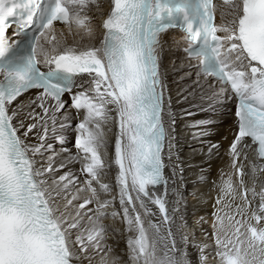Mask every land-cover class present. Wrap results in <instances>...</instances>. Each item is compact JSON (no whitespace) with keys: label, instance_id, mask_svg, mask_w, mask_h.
Returning a JSON list of instances; mask_svg holds the SVG:
<instances>
[{"label":"snow or ice","instance_id":"1","mask_svg":"<svg viewBox=\"0 0 264 264\" xmlns=\"http://www.w3.org/2000/svg\"><path fill=\"white\" fill-rule=\"evenodd\" d=\"M175 29L188 115L210 114L189 126L235 117L199 236L173 159ZM0 264H264V0H0Z\"/></svg>","mask_w":264,"mask_h":264},{"label":"bare ground","instance_id":"2","mask_svg":"<svg viewBox=\"0 0 264 264\" xmlns=\"http://www.w3.org/2000/svg\"><path fill=\"white\" fill-rule=\"evenodd\" d=\"M183 47L186 46L180 35L174 33V35L167 37L163 54V67L166 71V83L172 101V111L176 116L173 159L183 169L184 187L182 191L185 196V205L182 207L186 208L185 216L188 224L194 227L197 236H199L201 229L199 225L195 224V221L200 216H208L212 211L210 197L215 195L211 190L212 181L217 179L219 170L225 167L227 159L225 150L228 147L229 140L224 139V137L229 136V139H231L229 129L232 127L235 118L233 112L226 111L222 116L216 118L217 126L212 128L208 134L202 136L196 134L200 131L199 128L189 126L191 121L206 118L210 114L188 115L189 110L192 112L197 111L191 108V104L187 102L191 101L192 97L188 96L187 101L185 99L188 91L194 86L196 76L193 67L182 52ZM28 95H31V93L25 96ZM67 135L71 143H74V134L68 133ZM210 143H218L220 148L209 158L208 148ZM55 146L59 149L58 143H55ZM72 151L74 152L75 149L73 148ZM165 161L167 162L166 150ZM72 167L73 171L78 173L79 164ZM202 168L204 169L203 173H201ZM165 171L168 175H171V169L166 168ZM202 175L207 179V183L201 180ZM177 179H179V169ZM168 195L172 200L175 199L171 190ZM117 226H119L118 223ZM204 228L210 230L207 224L204 225ZM125 248V241L121 239L117 250Z\"/></svg>","mask_w":264,"mask_h":264}]
</instances>
